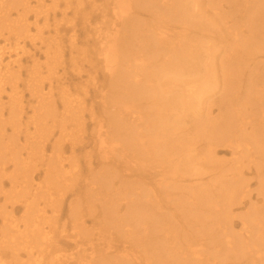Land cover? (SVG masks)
Returning <instances> with one entry per match:
<instances>
[{
  "label": "bare ground",
  "instance_id": "obj_1",
  "mask_svg": "<svg viewBox=\"0 0 264 264\" xmlns=\"http://www.w3.org/2000/svg\"><path fill=\"white\" fill-rule=\"evenodd\" d=\"M239 1L75 0L74 4L72 0H51L47 8L44 0H35L34 6L28 0H19L15 6L0 8V155L9 148L3 142L13 141L14 145L22 132L18 114L23 110V95L18 83L26 87L33 102L27 120L32 129L28 130L26 124L22 132L25 156L20 157L10 147L5 158L11 168L7 170L8 162L0 161V170L10 171L8 183L0 180V248L7 249V254L0 253V264H45L47 254L48 264H167V260L170 264H264V124L256 122L255 114L247 111L250 103L240 91L242 86L227 85L216 71V67L221 71L230 62L229 56H237L238 51L248 49L254 58L257 54L264 57V0L242 3L244 7L248 2L246 15L263 7L258 13L260 23L247 22L235 28L237 32L228 27V43L210 16L224 19L220 11L228 5L238 7ZM85 2L92 14L83 8ZM81 5L85 16L80 22L69 20L66 10L73 6L75 14ZM11 11L20 17L12 18ZM63 22L68 26L64 27ZM27 41L33 50L26 48ZM36 51L43 62L35 58ZM21 57L31 65L23 67ZM66 65L72 72L85 75L78 98V94L68 92L65 78L59 75L58 69L64 72ZM6 85L9 92L4 101L1 94ZM206 96L214 97L208 102L213 116L204 110L203 116L195 111ZM257 105L261 118L264 101ZM2 110L6 118H2ZM87 123L106 173L98 175L96 182L111 186L116 156L128 163L132 160L134 165L124 168L123 175L136 176L135 182L141 187L134 198L142 203L135 208L132 199L127 207L128 194L117 191L115 203L102 206L100 212L88 206L92 222L113 224L115 228H110L114 232L121 230L115 232L119 239L111 232L106 235L98 231L97 237L105 243L97 242L98 238L93 242L91 230L82 226V221L78 223L77 214L73 215L71 234H65L73 247L60 255L62 245H58L52 216L45 215V209L50 207L55 212L64 196L60 192L74 190L71 182L80 179V169L64 153L66 149L76 150L70 136ZM193 129L202 132L210 153L217 147L230 153V181L218 183L216 186L221 188L211 198L203 197V192L214 188L210 173L197 167L196 154L187 148L185 154H180L182 148L176 145L184 133ZM54 130L58 136L47 149ZM67 136L68 144L64 145L62 137ZM246 156L247 164H241ZM18 168L23 178L18 177ZM245 168L256 178L255 193L253 182L242 178ZM35 170L42 173L40 181H33ZM90 171L89 167L87 173ZM93 184L81 188L91 190ZM124 185H128L126 181ZM120 204L126 205L123 213ZM199 205L203 221L208 222L206 228H198L203 234H184L180 239L175 230L160 221L162 215L175 219L182 218L184 212L191 211L192 215ZM241 206L245 207L238 217L246 222L240 224V229L248 237L230 238L221 229L223 244L229 251L222 255L216 248L219 235H213L210 241L202 237L211 231L212 224L228 222L232 227L231 214ZM15 210H21L20 216ZM252 229L256 232L254 243ZM214 242L216 245H212ZM247 244L252 245L248 248ZM211 252L222 256L224 263L215 261Z\"/></svg>",
  "mask_w": 264,
  "mask_h": 264
},
{
  "label": "rangeland",
  "instance_id": "obj_2",
  "mask_svg": "<svg viewBox=\"0 0 264 264\" xmlns=\"http://www.w3.org/2000/svg\"><path fill=\"white\" fill-rule=\"evenodd\" d=\"M19 0H0V8L4 7L6 5V7L8 8L9 5H17ZM29 2L32 3V5H35V0H28ZM75 4V0H72ZM246 1V0H240L239 1V6L238 7H234L232 5H228L225 6L222 12V15L224 16V19L220 18L217 15H210L213 17L214 19V24L217 25V27H219V33L221 35H224L227 43L231 41V35H227V31L229 30L228 27L231 28V32H237L235 30V28H237L238 26L246 25L247 22H252V23H260L258 22V13L259 11L263 8L261 4L260 7H262L261 9H257L256 11H254L253 14L251 15H246V9L244 8L246 6V3L244 5V7H242V3ZM250 1V0H248ZM51 3V0H44V5L48 8L49 6L47 4ZM255 4V3H254ZM60 7H62V4L60 3ZM240 7V8H239ZM19 8V6H18ZM53 8V7H51ZM83 8L85 9V11H87L86 13L92 14L93 11L89 8V4L87 2H85V4H83ZM239 8L241 9V12H239ZM20 12V11H19ZM67 12V18L69 20H73L74 22H80V18L81 16H85V13H83V9H82V5H81V10L73 12V6H71V8L66 10ZM23 15V13H20ZM262 15V14H260ZM11 17L12 18H17L20 17V15L16 12H12L11 11ZM29 21L32 19V15L28 16ZM28 21V22H29ZM63 26L67 27L68 25H65V23L63 22ZM32 27V24H29ZM258 24H255L254 26H256ZM95 26H98L97 24H95ZM260 27V26H259ZM103 27H101L100 29H102ZM33 32V30L31 31ZM225 32V34H224ZM52 32H50L51 34ZM219 33L217 35H219ZM240 34V33H239ZM241 35V34H240ZM66 37V35H64ZM2 44V42H1ZM38 44V43H36ZM26 48L28 50H33L31 48L30 42L27 41V45ZM246 49V48H245ZM65 58H68V54L65 53ZM237 56H229L230 58V62L222 68V70L220 71L217 67H216V71L220 72V74L223 76V79H225L227 81V85H237L240 84L242 86L241 88V93L244 94L245 93V97H247L250 105L248 106L247 111L251 113H254V117L256 119V122H260L264 124V115L260 118L259 117V111H257L258 109V105L257 102L259 104V101H264V63L261 62V58H264L263 56H260L259 54L258 57L254 58V55L252 54L251 51H249L248 49H246V52H240L238 51L236 53ZM13 56V55H12ZM35 58H37L39 60V62H43L44 58L43 56L40 54V52L38 53L36 51L35 53ZM258 58V61H256V59ZM4 61L7 59V54H5L3 56ZM21 64L23 67H29L31 65V62H29V60H27L24 57H21ZM65 66V65H64ZM67 66V65H66ZM61 67V66H59ZM59 75L62 78H65V81H63L64 86L67 87V90L70 94L77 95L75 97L78 98V96H81L82 94V89H81V85L84 82L85 79V75H79L75 72H72L68 66L66 68V70L64 72H62V69L59 68ZM19 86V91H22V102L21 105L23 107V110L21 113L18 114V120L21 128V131L23 132V128L24 126L27 124L28 126V130L32 129V125L28 124V117L32 114L31 110H30V105H33L32 102V98L29 97V93L26 89V87L24 85H22L21 83H18ZM9 92V86L6 85L5 87V91L1 94V100L7 101V95ZM91 93V89L90 92L88 94ZM216 98L218 99V94H215ZM243 97V95L241 96ZM212 99H214V97L210 98L209 96H206L204 99L200 100V103L197 105L195 111L196 113H198L199 115L203 116L202 114L205 112L210 113L211 116H213L211 109L209 108V103H211ZM204 110V111H203ZM2 118H6L7 113H5L4 110H2ZM84 118L85 121H88V115L86 113H84ZM71 127V126H70ZM90 124L87 123L85 125L82 126V128H77V133L75 134V136H70V138L72 140H74V142L76 143V150H74L73 152H71L69 149L65 150L64 156L69 158V160H71V163H74V165L80 169L81 172V176L80 179L77 181H72L71 184L74 187V190L72 191H61V190H57V191H61L60 193H64V196L61 198V204L59 206V208L54 212V211H50V207H46L45 209V215L47 214L48 217L52 216L51 221L53 222V226L55 227L54 229V235L58 236V245H62V249H60V255L62 253V251L64 250L65 252L70 249L71 247H73V243L71 240V238H69L67 235H70V231L72 228V224L74 223V217L73 215L77 214L78 218L77 221L78 223L81 224V221L83 222L81 225L84 226L86 229L91 230V233H93L90 238H94L93 242H96L98 238L96 235L98 233V231H101L103 234L108 235V233H112L113 237L115 239H119L118 236H115V232L117 233L118 231L121 232V230L116 229L117 231L114 232V226L113 224H98L96 221L92 222V220L89 218V214H88V206L95 208L98 212H100V209L102 208V206L109 204L110 202H114L115 203V196H116V192L118 191L119 193H127L126 197L127 199V207L130 203V201H132V199L135 200V208H139L140 205L138 202L142 203L139 199L134 198L136 196V190L138 189V187H141L140 184L138 185L135 180H136V176H132V178L130 177H126L125 175H123V169L124 168H130L133 164V161L131 160V163H128V161H125V159L123 157L116 156V161L114 163L115 165V173H113L112 178H111V186L108 184H102V182H96V178H98L97 176L100 174H106L104 173L105 167L103 165L100 164V162L102 161V156L101 154L97 151L98 148L95 146V141H94V136H91L90 134ZM8 128V126H7ZM185 129H188L189 126L184 127ZM260 130V128H258ZM194 131H189L183 134V138L181 140H178L176 142V145L178 144L179 148L181 149L180 154H185V152L187 151H191V153L196 154L199 159L197 160V164L200 169H202L205 172H209L210 173V180L212 181V184L214 186V188H212L210 191L207 192H203L204 195L203 197H209L211 198V196L216 192V189H220L221 187H217L216 185H218V183L220 182H224V183H229L230 181V175L233 172V167L231 162L229 161V157H230V153L228 152L227 149L225 148H221V147H217L215 148L213 153L209 152V145H206V139L204 138V136H202V132L201 133H195L196 129H193ZM185 131V130H183ZM10 131L7 129L5 131L6 134V139H8L10 136L8 135ZM19 133V138L15 141L16 143L14 145L11 146L12 142L6 140L4 143V145H8L7 147H11L12 149L18 151V154L20 157L25 156L26 154V150L25 149H21V142H23V133ZM58 136L57 130H54L50 136H49V146L47 149L51 148V141ZM192 136V137H191ZM14 138V136H13ZM62 140H64V145H67L68 143L66 141H68V136L67 137H62ZM184 144V146L182 145ZM7 148V149H9ZM187 148V149H184ZM7 149L4 148V150L2 151L1 155H0V161L3 162H8L9 160H6L5 158V153L7 151ZM177 149V147H175V150ZM209 152V153H208ZM88 154L90 156H88ZM211 155V156H210ZM249 158L246 156V161L241 162V164H247V160ZM89 161V165H87V162ZM144 162V166H145V161ZM250 164L251 168H254L253 163H248ZM6 165L8 166L9 170L11 168V163L8 162L6 163ZM5 165V166H6ZM69 167V165L65 164V167ZM89 167L91 168V171L89 173H87V170L89 169ZM132 168V167H131ZM136 169V166H135ZM191 170H194L195 168H190ZM1 171L0 170V180L3 183H8L9 181L6 179L7 174L10 171ZM19 174L18 177L19 178H23L22 175H24L23 171L18 168ZM136 170H133L132 172H134ZM215 175L214 179L217 176V181L214 180L212 178V175ZM33 181H40L41 177H42V173L40 174V170H35V172H33ZM92 175V177H91ZM148 176V175H145ZM145 176H142L143 179ZM108 177V176H107ZM106 177V178H107ZM150 177V176H148ZM151 178V177H150ZM242 178L245 180H249V182H253L251 184V188L254 190L253 192L255 193L256 191V178H254V175L250 172L247 171V169H243V175ZM208 179V178H205ZM20 180V179H19ZM127 182L128 185H124V182ZM91 182H94V184L92 185V189L91 190H87V191H83L81 186L82 185H90ZM106 183H108L109 181H105ZM110 186V188H108ZM30 188L32 189L33 187L30 186ZM54 192V191H53ZM72 193H76V196L74 197ZM131 193V195H130ZM115 195V196H114ZM54 196V193H53ZM55 197V196H54ZM254 197H256L254 195ZM254 197L252 199H254ZM204 200V199H203ZM2 203V202H1ZM118 203V202H116ZM58 205V201H55V206ZM17 206V205H16ZM70 206V207H69ZM125 204H120L119 205V209H121V213H123L125 211ZM245 206H241V208L236 209L232 212L231 214V218L230 221H232V227L229 228V223L225 222V224H218V225H214L212 224V228L211 231L206 233V235H204L202 238L206 239L207 241L211 240V237L213 235H219V238L217 240V249H220L222 255L228 253L229 251H227L225 248V244H223V240L225 239V235H229L230 238H235L236 239H246L248 236L245 237L244 234H242V230L240 229V224L242 222H246L245 220L241 219L240 217H238V215L240 214V211H242V209H244ZM69 208L72 209V211H69ZM201 205L198 206V208L196 209V211L194 210V213L191 215V211L190 212H184V214H182V218L180 219H175L174 217H169L168 215H162L160 216V221L164 224H168L167 227L171 228L172 230H175V233L177 234V237L181 239L182 235L186 234H191L192 237L198 235V234H203L200 233L198 231L199 229H204L207 227L208 222L203 221V215H201ZM9 210V208H7V211ZM17 211V210H15ZM87 211V212H86ZM21 214V210H18L17 212H15L16 216H20ZM82 215V216H81ZM229 217V216H228ZM129 223V222H128ZM125 223V224H128ZM124 224V225H125ZM124 225L122 227H124ZM157 225V224H156ZM110 226H113L114 228H110ZM46 227L48 228L49 226ZM133 227V225L130 223L129 228L131 229ZM221 229H224V234L225 235H220L221 233ZM132 230V229H131ZM102 234V235H103ZM118 234V233H117ZM142 234V232H141ZM256 232H253L252 229V233H251V243H254L253 241V237L255 236ZM239 236V237H238ZM222 237V238H221ZM223 239V240H222ZM99 243H105L103 241V239H99L98 238ZM259 242V240L255 243L257 244ZM72 243V244H71ZM212 245H216V243L214 242ZM249 245L252 244H247L245 245L246 247L250 248ZM261 246V244H260ZM2 249L4 248H0V253L3 256L4 254H7V249L5 251H3ZM118 253V252H117ZM67 254V252H66ZM58 255V256H60ZM210 255L214 258L215 261L220 262V263H224V261L222 260V256H217L215 254V252H211ZM48 257H50L49 254H47L44 259H43V263H46V261H48ZM54 256H51V260L54 261L55 260L53 258ZM211 257V258H212ZM167 262V264H170L168 262H170V260L164 261ZM50 264V263H49ZM166 264V263H163Z\"/></svg>",
  "mask_w": 264,
  "mask_h": 264
}]
</instances>
